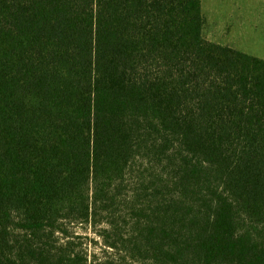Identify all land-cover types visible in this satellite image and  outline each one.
<instances>
[{"label":"trees","instance_id":"16d2710c","mask_svg":"<svg viewBox=\"0 0 264 264\" xmlns=\"http://www.w3.org/2000/svg\"><path fill=\"white\" fill-rule=\"evenodd\" d=\"M205 22L203 0H0V264H264V58Z\"/></svg>","mask_w":264,"mask_h":264},{"label":"rangeland","instance_id":"374dc122","mask_svg":"<svg viewBox=\"0 0 264 264\" xmlns=\"http://www.w3.org/2000/svg\"><path fill=\"white\" fill-rule=\"evenodd\" d=\"M203 11L207 38L264 58V0H203ZM69 228L80 236L90 259L107 255L98 228L83 223Z\"/></svg>","mask_w":264,"mask_h":264}]
</instances>
